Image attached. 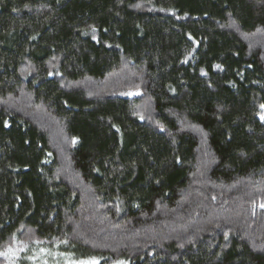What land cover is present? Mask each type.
<instances>
[{"label": "trees", "instance_id": "obj_1", "mask_svg": "<svg viewBox=\"0 0 264 264\" xmlns=\"http://www.w3.org/2000/svg\"><path fill=\"white\" fill-rule=\"evenodd\" d=\"M264 0H0V264H264Z\"/></svg>", "mask_w": 264, "mask_h": 264}, {"label": "rangeland", "instance_id": "obj_2", "mask_svg": "<svg viewBox=\"0 0 264 264\" xmlns=\"http://www.w3.org/2000/svg\"><path fill=\"white\" fill-rule=\"evenodd\" d=\"M262 120H264V113L261 117ZM37 259L39 260V258H33L31 259L32 262H34V264H37ZM62 264H93L92 262H74L73 260H64V262Z\"/></svg>", "mask_w": 264, "mask_h": 264}]
</instances>
